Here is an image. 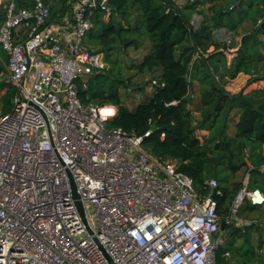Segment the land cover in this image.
<instances>
[{"label":"built area","instance_id":"obj_1","mask_svg":"<svg viewBox=\"0 0 264 264\" xmlns=\"http://www.w3.org/2000/svg\"><path fill=\"white\" fill-rule=\"evenodd\" d=\"M21 1L0 0V48L16 88L0 114V264H232L218 257L226 237L217 180L205 182L214 196L202 195L134 130L108 125L116 105L80 99L87 77L104 68V54L84 39L107 0L69 1L64 34L45 28L49 0ZM245 202L262 208L264 193L243 183L226 224Z\"/></svg>","mask_w":264,"mask_h":264},{"label":"trees","instance_id":"obj_2","mask_svg":"<svg viewBox=\"0 0 264 264\" xmlns=\"http://www.w3.org/2000/svg\"><path fill=\"white\" fill-rule=\"evenodd\" d=\"M224 1L187 0L184 5H179L176 0H107V9L96 16L86 40H94L99 46L95 51L103 54L115 49L116 45L124 49L130 46L138 49L143 40L148 43L147 52L130 67L140 73L158 72L156 78L163 85H154L152 94L133 109L122 104L117 89L99 94L102 103L109 102L118 107L116 116L108 121V125L134 130L137 136H142V145L147 152L162 161H175L179 171L193 178L196 189L202 195L211 193L205 182L212 178L210 176L215 174V170L224 173V178H215L217 189L223 192L217 197V212L221 221L227 222L231 202L243 186V180L231 181L229 178L244 168L248 174L247 187L258 188L264 193V86L255 85L246 93L230 95L223 86L209 80L215 70L212 67L210 71L208 61L216 57V62L224 69L223 76L229 78L257 69L264 64V25L262 23L258 28L263 38L248 33L241 39L236 56L226 68L221 49L230 48L231 44L219 38L224 35L220 29L234 28V24L228 21L232 9L226 6L214 11L211 16L203 17L196 27L191 24L194 13L203 15L201 8L204 4L209 3V8L214 10L215 3ZM235 1L242 3V0ZM105 15H108L107 20L103 19ZM217 30L219 32L216 33ZM186 41L183 46L185 51L177 53V47ZM210 48L215 50V54L203 57V53ZM192 78L200 79L203 86L195 108L201 115L199 121L194 119L188 108L192 101ZM262 79L261 76L254 77L250 83L254 85ZM0 87L4 88L1 114H5L11 109L16 88L10 82L7 85L0 83ZM86 94L87 90L79 92L82 101L87 100ZM233 108L238 110V114L234 134L228 137L225 134L226 125L220 126L219 120ZM149 119L156 122L157 127L144 136L150 128ZM197 129L208 131L210 136L202 140L196 134ZM161 133H164L162 139ZM246 151L250 164L245 161ZM257 209V206L245 202L241 211L251 213ZM237 230L232 229L229 238L219 247L218 257L225 262L227 259L223 254L231 252L237 255L241 264H249L255 249L249 234L251 229L244 232L248 235ZM257 230L258 226L253 232ZM241 238V242L249 247L241 248L243 244L238 243ZM258 238L257 246L260 248L263 240L261 236ZM261 264H264V258Z\"/></svg>","mask_w":264,"mask_h":264},{"label":"rangeland","instance_id":"obj_3","mask_svg":"<svg viewBox=\"0 0 264 264\" xmlns=\"http://www.w3.org/2000/svg\"><path fill=\"white\" fill-rule=\"evenodd\" d=\"M179 5H184L187 0H176ZM252 5V6H251ZM259 0H242V3L239 4L235 0H226L224 2H217L214 5V10L210 9L209 3H206L203 5L201 10L204 11L203 15H196V13L193 14L192 22L195 23V27L197 26L198 22L203 17L211 16L214 11H219L221 8H226V6L230 7L232 6V12L230 13L228 17V21L230 24H234V28L231 30L228 28L220 29L222 32H224V35L219 38L222 42H231L230 48H223L222 53L223 58L225 60V67L228 68L231 65L232 59L236 56L237 50L240 47L241 39L247 35L248 33H252L254 35H258V37L261 39L263 38L262 32L258 31L260 24L264 22L261 21V12L259 11ZM212 6V5H211ZM261 10V8H260ZM108 15H105L103 17L104 20H107ZM94 26V25H93ZM219 32V30L216 31V33ZM86 40V38L84 39ZM84 42V41H83ZM226 43V44H227ZM187 44V41L183 44H180V46L177 47L176 51L177 53H181L184 50V47ZM84 45L91 50H97L99 48L98 44L94 40H86V43ZM229 45V44H228ZM148 43L143 40L140 48H135L134 46H130L128 48H123L119 45L115 46V49L112 51H104V56L102 58L104 62V68L101 70L94 69L93 73L87 77V98L89 101L96 102L99 104H102L101 99L99 98V94L101 93H108L114 89H117L120 100L122 104L126 105L129 109H133L140 101H143V99L146 98V96H149L152 94V88L154 85L150 82V80L158 77V72H148L144 71L142 73L138 72L136 69L131 68L130 65L133 63H138L142 56L147 52ZM0 50L3 52V50L0 48ZM185 51V50H184ZM214 49L210 48L207 53H203V57L209 56V54L214 53ZM2 54V53H1ZM5 54V53H4ZM3 55V54H2ZM216 57L210 59L208 61V65L210 71L215 70L214 74H210L209 80L214 81L226 90L227 93L230 95L242 92L246 93L248 92L251 87L257 86H264V64H260L257 69L251 70L250 73H239L234 78H229L228 76L224 77L223 72L224 69L222 66H219V64L216 62ZM213 67V68H212ZM2 72L0 71V83H3L4 85H7L9 83V76L7 74L6 69L2 68ZM194 72V71H193ZM192 72V74H193ZM203 76V75H201ZM261 76L263 79L256 81V83H250L254 77ZM157 79V78H156ZM158 80V79H157ZM203 88L200 84V79H194L192 78L191 84H190V97H192V101L189 102L188 108L193 113L194 119L196 121H199L201 118V115L198 111H195L197 103L199 101V94L200 90ZM4 93V88L0 87V114H1V96ZM13 100V98H12ZM12 100H11V107H12ZM87 101V100H85ZM108 103L109 102H104ZM111 104V103H110ZM115 106V105H114ZM117 107V106H116ZM238 110L233 108L230 110V112L223 116L219 120V125H226L225 134L228 137L233 136L234 134V122L237 119ZM196 134L203 140V138L210 136V133L205 130H199L197 129ZM248 148V146H246ZM249 151V148L247 149ZM264 150V147H263ZM247 153V151H246ZM214 175H211L210 177L214 178H224L225 175L222 172H218V170H215ZM246 173L245 169L242 168L235 176L232 178H229V180L233 181H239L244 180ZM240 218H247L250 221H253V227L249 231V234H251V238L254 242V253L251 256V261L249 264H261L262 260L264 258V208H259L255 210L254 212H241L239 214ZM258 226L257 232H253L255 227ZM227 228V227H226ZM225 230H228L226 229ZM238 228V233L241 234H247L246 232L247 225L246 224H240L238 226L236 223L233 225V229ZM220 229V234L224 233L229 238V232L230 231H224ZM237 233V234H238ZM262 238L263 242L261 247L259 248L257 246L258 240L260 237ZM242 238L239 240V244L242 242ZM237 243V244H238ZM241 246L243 249L246 247H249L248 244H244ZM236 264H241L238 261V258L236 257ZM244 264V263H243Z\"/></svg>","mask_w":264,"mask_h":264},{"label":"crops","instance_id":"obj_4","mask_svg":"<svg viewBox=\"0 0 264 264\" xmlns=\"http://www.w3.org/2000/svg\"><path fill=\"white\" fill-rule=\"evenodd\" d=\"M71 0H49V6H50V10H51V14H50V19L47 22V24L45 25V28L49 31H53V32H57V33H70L72 31V26H70V28H65L66 27V22L69 21L70 16H71V12H70V6L68 5V2ZM72 2V1H71ZM263 0H259V9L261 8ZM20 4L23 5H30L29 1H21L19 2ZM4 18V7L0 6V23ZM23 32V30H21V33ZM3 55H2V54ZM3 69H6L7 74H8V70H7V56L6 54H4V52H2L0 50V71L2 72ZM9 76V75H8ZM264 153V150H263ZM247 182H248V174L245 175L243 183L247 186ZM249 188V187H248ZM261 207H258V209ZM264 208V207H262ZM241 209L239 211V213L237 214L236 218L233 220V222H230L229 224L226 225V229L224 231H232L233 229V225L236 223L238 226H240V224H246L247 225V229H252V226H249L251 223H253V221H250L247 218H240L239 214L241 213ZM223 231V232H224ZM229 232V233H230ZM221 236H225L227 239V236L222 233L220 234ZM252 245H254L253 240L251 241ZM236 257L237 255L234 253L229 252V256L227 258L228 261H230L232 264H236Z\"/></svg>","mask_w":264,"mask_h":264},{"label":"water","instance_id":"obj_5","mask_svg":"<svg viewBox=\"0 0 264 264\" xmlns=\"http://www.w3.org/2000/svg\"><path fill=\"white\" fill-rule=\"evenodd\" d=\"M156 125H157L156 122H152V124L150 125V131L154 132L156 130V127H157ZM73 193H74V196L77 197V194L74 191V187H73ZM214 193H215V190L212 191V196H214ZM76 206H77V209H78L79 213L81 214V216H83V209H82L81 202L79 200L76 201ZM226 225H227L226 222L221 221L220 222V229L224 230L226 228Z\"/></svg>","mask_w":264,"mask_h":264}]
</instances>
